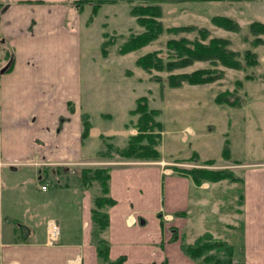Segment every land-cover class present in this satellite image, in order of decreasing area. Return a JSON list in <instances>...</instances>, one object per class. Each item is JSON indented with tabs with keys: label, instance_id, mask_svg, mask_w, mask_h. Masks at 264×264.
<instances>
[{
	"label": "rangeland",
	"instance_id": "374dc122",
	"mask_svg": "<svg viewBox=\"0 0 264 264\" xmlns=\"http://www.w3.org/2000/svg\"><path fill=\"white\" fill-rule=\"evenodd\" d=\"M98 1V12L94 15L93 3ZM130 1L93 0L83 4L81 10L78 8L83 32V101L88 102V109L84 108L83 112L88 113L92 125L85 143L87 161L42 164L28 171L21 170V167H30L26 163L10 165L14 170L8 166L3 171L0 168L3 174L11 173V177H0V208L3 210L0 238L1 232L7 242L39 238L45 223L54 220L47 219L52 216L61 217L67 225L73 222L80 193H89L91 205L100 194L97 183L89 188L81 186L77 176L82 167L110 165L116 168L136 162H176L182 168L228 169L238 178L237 181L212 182L215 184L210 186L203 182L207 202L202 219L196 220L195 234L201 236L205 232L213 239L231 243L238 251L235 253L237 264H241L242 195L249 188L244 182L251 177L255 186L252 190L264 192V185H254L257 178H264V43L252 46L256 35L249 31L250 23H264V0ZM144 2L160 4L164 29L186 25L205 27L211 36L228 39L229 48L240 55L246 49L255 52L258 64L240 70L222 67L224 76L215 82L170 88L166 83L167 72L145 71L136 65V59L154 50H160V55L165 57L168 39H194L197 32L164 30L148 45L120 54L118 48L127 36L142 31L129 14L130 6ZM216 15L236 20L239 31L214 26L211 18ZM259 37L264 41V34ZM109 40L111 42L105 44L107 54L103 55L102 43ZM207 67H210L208 62H196L175 72ZM249 75L251 79L247 78ZM225 91L232 93L230 102L237 100L216 102V97ZM149 133L158 136L153 140L157 141L158 159L145 161L136 154H122V149L135 136L143 135L140 142L146 144L150 140ZM107 143L115 148H108ZM207 160L213 163L205 164ZM42 185L47 191L41 190ZM6 214L17 217L20 223L32 224L36 230L13 231L16 221ZM57 225L60 232L62 224Z\"/></svg>",
	"mask_w": 264,
	"mask_h": 264
},
{
	"label": "crops",
	"instance_id": "0c3cea01",
	"mask_svg": "<svg viewBox=\"0 0 264 264\" xmlns=\"http://www.w3.org/2000/svg\"><path fill=\"white\" fill-rule=\"evenodd\" d=\"M78 8L75 0H0V56L6 45L13 61L10 71L0 73L1 170L25 163L30 167L21 170L28 171L42 164L87 161L85 143L91 130L82 138L88 102L83 101ZM175 167L176 162L163 161L111 168L109 196L115 203L108 209L104 233L109 259L124 257L122 264H198L182 252L181 243L199 237L195 223L207 202L205 184H194ZM2 171L0 177H11ZM251 179L244 182L249 188L242 195L239 252L241 264H264V192L253 191ZM259 184L264 185V178L254 181ZM78 199L69 225L61 217L47 218L62 224L54 245L45 242L46 223L39 238L7 242L1 232L0 264H98L91 196L82 191ZM0 212L2 217V207ZM9 218L16 221L13 231L36 230L15 216ZM236 251L233 264L239 261Z\"/></svg>",
	"mask_w": 264,
	"mask_h": 264
},
{
	"label": "trees",
	"instance_id": "16d2710c",
	"mask_svg": "<svg viewBox=\"0 0 264 264\" xmlns=\"http://www.w3.org/2000/svg\"><path fill=\"white\" fill-rule=\"evenodd\" d=\"M92 3L93 0H75L81 10L83 4ZM127 2H131L127 0ZM99 3H93V14H97ZM129 14L135 18L136 23L142 28L138 33H131L125 41L119 46L120 54H127L138 50L152 41H154L164 30L170 33L196 31L197 35L194 39L187 37L170 38L165 43L166 56L160 55V50L149 51L136 59V65L145 71L167 72L166 83L170 88H181L183 85H204L222 79L224 76V68L240 70L245 67H253L258 64V57L255 52L250 49L244 50L242 55L239 52L229 48L230 41L226 38L211 36L205 27H195L193 25L174 26L163 28L160 20L162 9L160 4L154 2H144L133 4L130 6ZM211 23L219 28L231 32H238L240 26L238 22L230 17L216 15L211 18ZM250 33L256 35L251 41V45L256 47L264 43L259 35L264 34V23L252 22L249 25ZM245 41L248 37L244 38ZM1 42H4L2 39ZM102 43V53L107 54L105 44ZM1 63L3 67L0 73L10 71L13 66L11 52L9 47L4 45L1 47ZM243 59V61L241 60ZM196 62H208L210 67L197 68L191 72H175L193 65ZM247 78L251 79L249 75ZM264 78V74H263ZM232 93L225 91L216 97V102H230L229 97ZM233 100V99H232ZM237 100V99H234ZM230 103H234L235 101ZM72 110L71 107H69ZM83 132L82 138L89 135L91 122L88 114L82 116ZM62 121V120H61ZM151 130L155 129L150 127ZM157 135L149 133L150 140L146 144L140 142L143 135L135 136L129 141L126 147L122 149V154L133 155L150 159H158L159 151L155 147ZM103 136H101L102 138ZM158 138V136H157ZM113 145L107 143L108 148ZM115 147H113L114 149ZM227 147L224 148L226 153ZM212 160H207L205 164H212ZM110 165L101 167H82L78 171V180L83 188H89L93 183L99 185L100 194L95 196L91 208V219L93 224L92 236L96 246L98 264H122L124 257L111 260L108 257L109 243L104 237V233L109 225L108 209L114 205L115 201L109 196V178ZM176 171L183 175L189 176L194 184L201 185L203 182H219L222 180L237 181L238 178L228 169H208L202 167L182 168L175 167ZM182 252L191 260L198 264H233L234 247L231 243L213 239L211 234L206 233L196 238L192 243H181Z\"/></svg>",
	"mask_w": 264,
	"mask_h": 264
},
{
	"label": "built area",
	"instance_id": "2783aa9c",
	"mask_svg": "<svg viewBox=\"0 0 264 264\" xmlns=\"http://www.w3.org/2000/svg\"><path fill=\"white\" fill-rule=\"evenodd\" d=\"M41 189H46L45 185H42ZM59 237V227L54 220H49L46 223V236L45 242L48 245H54Z\"/></svg>",
	"mask_w": 264,
	"mask_h": 264
}]
</instances>
